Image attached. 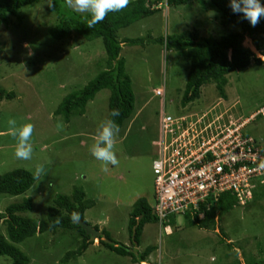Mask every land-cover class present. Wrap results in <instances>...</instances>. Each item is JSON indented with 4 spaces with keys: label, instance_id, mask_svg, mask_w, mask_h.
Listing matches in <instances>:
<instances>
[{
    "label": "rangeland",
    "instance_id": "obj_1",
    "mask_svg": "<svg viewBox=\"0 0 264 264\" xmlns=\"http://www.w3.org/2000/svg\"><path fill=\"white\" fill-rule=\"evenodd\" d=\"M208 2L192 0L173 5L161 0L151 5L157 7L155 12L118 29L119 40L139 41L121 44L120 56L134 92V109L117 137L119 164L109 165L108 171L102 170L101 162L89 149L100 124L107 119L109 90L98 91L82 115L72 114L66 121L62 114H54L67 93L80 89L105 68L101 38L87 40L73 32L60 40L52 38L49 27L56 18L47 0L21 7L8 26H0V87L14 94L0 100V174L16 168L34 173L37 164L51 161L45 177L36 185L34 180L25 193H0V211L30 197L32 210L23 214L39 222L56 195H68L77 187L92 200V206L84 212L85 221L99 230L80 256L65 262L64 254L80 243L77 230L37 232L15 243L29 258L27 264H246L247 260H264V196L235 205L221 216L214 231L190 226L183 215H175L167 231L156 222L146 223L138 245L129 239L127 224L133 203L143 197L153 204L151 165L157 153L154 142L159 135L158 112L162 106L154 89L165 88L164 109L173 116L206 114L204 120L219 116L223 120H245L264 104V63H251L231 72L225 96L209 83L201 87L196 100L180 104L189 63L182 54L167 49L160 38L194 29L201 36H220L236 29L232 24L224 26L220 13ZM260 38L264 42V34ZM243 44L264 59V46L257 50L248 37ZM10 118L18 126L32 123L35 127L30 161L14 155L17 141L7 135ZM244 131L264 150V115L256 114L247 121ZM103 229L115 241L139 253L148 246L154 248L145 262H134L129 256L104 248L99 241ZM0 231L6 232L3 221ZM101 239L106 240L104 235ZM0 264L14 262L0 256Z\"/></svg>",
    "mask_w": 264,
    "mask_h": 264
},
{
    "label": "trees",
    "instance_id": "obj_2",
    "mask_svg": "<svg viewBox=\"0 0 264 264\" xmlns=\"http://www.w3.org/2000/svg\"><path fill=\"white\" fill-rule=\"evenodd\" d=\"M38 0H0V26H8L12 16L19 13L21 7L37 2ZM161 0H133L128 7L121 12L109 13L106 19L92 28L87 27L90 16L86 13L74 12L67 7L65 0H53V7L48 5L50 11H54L56 21L49 27L52 38L60 40L73 32L81 37L91 40L101 38L106 52V66L95 77L90 79L83 87L67 93L56 107L54 114H62L66 121L72 114L82 115L86 104L93 99L101 89H108L107 118L114 108L120 110V116L115 118L119 127L130 119L134 109V92L131 79L125 70L124 59L120 56L121 44L138 42L137 38L118 39L117 31L140 18L152 14L156 8L152 4H158ZM192 0H166L167 4H184ZM209 5L220 13V22L227 26L232 24L236 27L220 36H201L198 30H186L179 35H167L164 42L167 49H173L182 54L189 63L184 88L180 97L182 106L196 100L200 96L201 87L213 83L218 94L225 96V86L231 72L244 69L251 63L262 64L264 59L256 56L255 52L243 44L245 37L251 39L257 50H261L264 42L260 38L264 34V17L255 27L243 18L242 14L234 13L230 8V0H209ZM264 5V1L260 0ZM263 54V53H262ZM261 54V55H262ZM12 91L0 87V100L11 98ZM33 173L24 168H16L0 174V193L18 195L25 193L33 184ZM264 196V185L257 186L254 191V199ZM239 205L236 198L231 194H221L214 201L207 198L199 204L194 214L186 212L183 217L191 226L216 230L219 227L221 216ZM92 206V200L86 198L85 192L75 187L68 195H56L52 203L47 207L45 218L37 221L23 213L32 210L33 202L30 197L8 204L4 211H0V221L5 222V234L0 231V256H6L14 264H27L29 258L18 248L15 243L21 242L37 232L43 233L56 231L57 229H75L81 237L80 243L75 250L64 254L63 261L69 257L80 256L90 244L89 235L75 221L70 219V214L75 211L79 214L78 219H84V212ZM174 216H170L168 222L174 224ZM59 218L60 223L56 220ZM77 219V220H78ZM152 205L139 197L132 206L128 218V234L131 244L138 245L143 226L146 223L156 222ZM167 222V223H168ZM96 228V226H94ZM97 229V228H96ZM222 231V230H221ZM100 243L109 251L118 255L129 256L134 262H145L147 255L154 248L148 246L144 251L137 252L123 243L115 241L109 231L103 229ZM246 264H263L264 260H247ZM229 264V263H228ZM241 264V263H239Z\"/></svg>",
    "mask_w": 264,
    "mask_h": 264
},
{
    "label": "built area",
    "instance_id": "obj_3",
    "mask_svg": "<svg viewBox=\"0 0 264 264\" xmlns=\"http://www.w3.org/2000/svg\"><path fill=\"white\" fill-rule=\"evenodd\" d=\"M162 102L158 112L157 155L152 161V210L159 227L170 228L171 215L194 214L207 198L233 195L239 205L254 197L264 185V172L257 171L264 150L244 131L256 114L264 115V104L245 120H204L206 114L173 116L165 109V88L154 89ZM235 160V162H233Z\"/></svg>",
    "mask_w": 264,
    "mask_h": 264
},
{
    "label": "clouds",
    "instance_id": "obj_4",
    "mask_svg": "<svg viewBox=\"0 0 264 264\" xmlns=\"http://www.w3.org/2000/svg\"><path fill=\"white\" fill-rule=\"evenodd\" d=\"M131 0H65L67 7L74 12L86 13L90 16L87 21V27L92 28L98 23L103 22L109 13L121 12L128 7ZM50 7H53V0H47ZM230 8L236 14H242L251 26L255 27L259 24L262 17H264V5L260 0H230ZM120 110L114 108L110 117L105 119L97 129L94 137V143L91 145L90 154L102 164V170L108 171V166H117L119 160L116 155L117 137L120 133V127L116 122L117 117L120 116ZM7 135L13 137L17 143L14 155L17 159L30 161L33 156L32 137L35 127L32 123H23L17 125L14 118L7 121ZM235 162V160L233 161ZM51 161L37 164L33 173L35 185L41 181L47 174L46 165ZM257 171L264 172V160H262L257 168ZM79 214L73 211L70 214V219L76 221ZM59 224V218L56 220Z\"/></svg>",
    "mask_w": 264,
    "mask_h": 264
},
{
    "label": "water",
    "instance_id": "obj_5",
    "mask_svg": "<svg viewBox=\"0 0 264 264\" xmlns=\"http://www.w3.org/2000/svg\"><path fill=\"white\" fill-rule=\"evenodd\" d=\"M75 222L84 229L86 234L89 235V241H92L97 237L99 230L94 228L91 224L82 219H78Z\"/></svg>",
    "mask_w": 264,
    "mask_h": 264
},
{
    "label": "crops",
    "instance_id": "obj_6",
    "mask_svg": "<svg viewBox=\"0 0 264 264\" xmlns=\"http://www.w3.org/2000/svg\"><path fill=\"white\" fill-rule=\"evenodd\" d=\"M165 92H166V90H165ZM221 102V101H220ZM154 144H155V142H154ZM156 146V145H155ZM156 155H157V153H156Z\"/></svg>",
    "mask_w": 264,
    "mask_h": 264
}]
</instances>
